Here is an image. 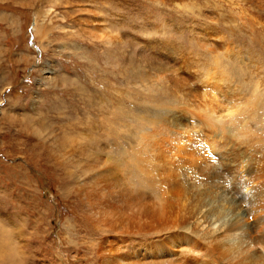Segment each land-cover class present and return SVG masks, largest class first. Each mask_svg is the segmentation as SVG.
<instances>
[{
	"label": "rangeland",
	"instance_id": "374dc122",
	"mask_svg": "<svg viewBox=\"0 0 264 264\" xmlns=\"http://www.w3.org/2000/svg\"><path fill=\"white\" fill-rule=\"evenodd\" d=\"M246 185L264 0H0V264H230L196 221Z\"/></svg>",
	"mask_w": 264,
	"mask_h": 264
},
{
	"label": "bare ground",
	"instance_id": "6f19581e",
	"mask_svg": "<svg viewBox=\"0 0 264 264\" xmlns=\"http://www.w3.org/2000/svg\"><path fill=\"white\" fill-rule=\"evenodd\" d=\"M35 32L37 34H40L41 36H45L48 30L41 24H36ZM190 94L194 98L198 97L196 92H190ZM217 176L218 182H222L219 181V177L222 179V175L218 173ZM258 178L256 177V179ZM254 185H246L244 189L245 193L241 194L239 200L233 198L228 200L227 197L225 198L224 194L221 193L220 195L223 196V198H220L219 196V199L216 193L217 199H214L213 202H204L206 207L204 204V206L202 205L201 208L205 207V209H200L201 215L197 218L196 221L195 227L198 230L200 239L205 244H212L214 250L217 251L220 247L219 240L221 239V237L226 240V243L229 242V247L224 248L222 246L223 251H220L221 253L219 255L222 256V258L224 257L223 259H226L229 262L232 260L234 261L230 262V264H264V204L260 200L261 196H264V190L262 186L257 188ZM216 187L217 185L215 186V188ZM213 193L215 192L209 191L208 195L207 193H204V195H202L203 199L206 198L205 196H210L211 194V196L214 197ZM216 201L219 202L215 204ZM241 202L244 205H241ZM208 205L209 207H207ZM231 210H236L237 212L229 213ZM248 213H251L252 215L256 214L254 230L251 229L252 225L245 224V221L243 222V219L241 220V218ZM238 214H240V217ZM225 246L227 245L225 244ZM106 261L109 262V258H106ZM111 261L112 264L113 262L117 264L116 260L113 259ZM202 263L205 264L206 262Z\"/></svg>",
	"mask_w": 264,
	"mask_h": 264
}]
</instances>
